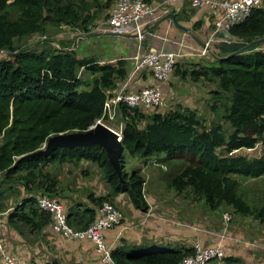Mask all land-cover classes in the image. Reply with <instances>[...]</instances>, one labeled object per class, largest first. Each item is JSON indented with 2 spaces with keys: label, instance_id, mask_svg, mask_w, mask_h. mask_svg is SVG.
<instances>
[{
  "label": "trees",
  "instance_id": "obj_1",
  "mask_svg": "<svg viewBox=\"0 0 264 264\" xmlns=\"http://www.w3.org/2000/svg\"><path fill=\"white\" fill-rule=\"evenodd\" d=\"M111 1L0 0V50L5 52H0V180L16 178L29 193L21 195L8 211L7 223L31 229L48 224L49 214L35 206V197L58 193L56 174L46 167L66 162L96 164L109 187L106 194L86 192L91 206L72 202L66 221L73 228L84 229L99 203L119 192H125L135 208L145 210L141 167L127 171L126 156L171 164L163 173V183L177 194L192 201L201 199L210 209L228 204L233 212L262 221L264 196L250 203L239 191L238 181L239 176L264 174V143L255 156L238 150L253 146L264 132V48L259 44L224 58L196 61L187 72L191 81L214 79L208 105L215 109L219 102L220 117L229 125L227 132L220 120L205 125L194 109L179 103L172 109L160 111L156 106L149 112L120 104L116 115L121 119L119 174L98 143L56 145L47 153H35L49 135L90 127L101 115L105 89L113 87L116 77L123 78L126 69L122 59L100 63L93 56L79 57L74 49L53 48L48 42L17 47L14 39L44 32L48 25L80 24L87 29L90 6L106 8ZM10 8L16 10L15 17H9ZM228 32L237 40L224 44L221 56L263 36L264 2L230 24ZM174 70L185 75L176 63ZM190 251L165 244L132 250L118 244L109 252L115 264H176Z\"/></svg>",
  "mask_w": 264,
  "mask_h": 264
},
{
  "label": "crops",
  "instance_id": "obj_2",
  "mask_svg": "<svg viewBox=\"0 0 264 264\" xmlns=\"http://www.w3.org/2000/svg\"><path fill=\"white\" fill-rule=\"evenodd\" d=\"M149 1L156 3L160 0ZM111 4L100 10V13L104 12L103 14L106 15ZM168 12L172 13L177 23L186 27V31L177 27L169 17L163 18ZM218 15L216 10L195 9L188 4V0H166L158 6L154 15L143 17L140 21L144 31L142 45L154 50L163 49L174 52L176 65L180 70L185 71V75L182 76L174 70L161 81L156 80L146 67L130 72L132 61L128 56L135 50L136 39L129 24L108 31L96 27L97 20L93 27H89L90 29L86 31L78 30L76 26L71 31L63 29L62 32H57L55 37L60 35L61 39H70L73 34L71 40L59 44L58 48L74 49L79 57L93 56L100 63H112L116 59H122L126 75L123 78L116 77L113 87L122 85L127 91H135L143 86L156 84L162 94V103L159 105L160 108L158 107L160 111L172 109L179 103V105L191 107L197 112L196 107L209 100L208 90L215 87L212 83L216 82L214 79L206 82L201 78L191 81L187 77V72L193 66L191 63H196V61L205 63L215 58L212 54L221 56L225 50L224 44L227 43L224 42V39L227 33L221 31L216 39L207 46L209 49L204 54L199 53L205 39L211 33L213 21ZM94 20L87 25L89 26ZM81 29L83 28L81 27ZM74 31L78 34H74ZM99 38H104L103 40L108 44L99 42ZM104 46L105 48H103ZM199 82L202 84L200 85ZM205 83L212 85L207 86ZM166 95L170 96L169 99L166 98ZM147 110V112L150 111ZM118 120L121 122V119ZM82 162L80 161V163ZM84 162L88 164L87 166L91 164L88 161ZM103 182V187L93 184L90 190L85 189L83 192L73 189H69L67 192L66 189H63L66 197V201L62 200L65 211L74 201L91 206L92 204L85 194L87 191H91L95 195L108 193L109 187L104 180ZM85 183L92 184L91 181H86L83 183L85 187L87 186ZM79 186L75 185V187ZM147 190L149 193V188ZM20 196L5 198L3 203L0 201V204L4 205V208L0 209V241L5 249L24 259L27 264H105L99 261L98 253L93 243L88 239L74 237L65 239L47 225L31 229L27 226L15 227L8 224L6 214L13 208ZM124 196H127L125 192L116 193L111 201L118 204ZM158 197L160 198V195L157 198H150L151 201L147 202L146 207L149 209L150 204L154 203L152 206L154 211L150 209L153 215L149 218L143 215V209L135 208L130 200L121 201L119 205H123L125 217L119 226L111 227L104 232L106 244L110 247L122 244L132 250L154 249L160 244L180 249L190 248L191 250L195 242L203 246L218 244L223 250L221 260L211 259L207 264H264V228L257 218L252 215L235 213L228 204H220L217 212L211 214L201 199L192 201L178 196L175 200L161 202L157 201ZM223 211L231 213V218L228 221L223 220L221 216ZM148 214L150 213L148 212ZM133 221L136 223L129 226L128 223L133 224ZM123 225L126 227L120 230Z\"/></svg>",
  "mask_w": 264,
  "mask_h": 264
},
{
  "label": "built area",
  "instance_id": "obj_3",
  "mask_svg": "<svg viewBox=\"0 0 264 264\" xmlns=\"http://www.w3.org/2000/svg\"><path fill=\"white\" fill-rule=\"evenodd\" d=\"M166 0H160L156 3L149 0H114L109 8V11L104 18L98 20L96 27H101L103 30L116 29L120 26L131 25L133 35L136 39L134 52L128 56L132 61L131 73L139 68L146 67L156 80H164L172 72L174 68L176 54L172 51L163 49H150L142 45L143 28L140 21L143 17L154 15L158 6L162 5ZM264 0H188V4L198 9L207 8L210 11L216 10L219 15L214 19L211 33L204 41L205 46H208L211 41L216 39V36L224 31L226 38L225 43L234 42L235 39L229 32L228 26L233 22L243 19L251 7L263 5ZM44 38V35H40ZM42 40V39H41ZM264 48V42L259 44ZM0 52H2L0 50ZM206 48L203 46L200 54H204ZM79 74V73H78ZM161 90L158 85L153 84L143 86L135 91H127L122 85L115 86L105 90V97L102 101L100 119L111 120L116 115L120 104L128 107H138L142 110L152 109L159 106L162 101ZM121 123H119L117 134L119 135ZM264 143V132L257 138L253 146L242 147L238 150H252L257 155L261 145ZM35 205L39 210L49 214L48 224L52 229L65 237L88 238L97 243L102 253V262L106 264H115L110 258V252L103 246L101 242L102 230L120 223L123 214L109 200H102L96 209V214L91 222L84 229H77L70 226L66 221V212L64 203L61 199L42 193L35 197ZM222 218L228 221L231 218L229 212H223ZM264 227V221H263ZM1 242V241H0ZM0 261L1 264H27L26 261L8 251H2L0 243ZM223 250L218 244L203 246L198 242L192 245L189 253L183 254L176 264H207L211 259L221 260ZM246 264V263H241Z\"/></svg>",
  "mask_w": 264,
  "mask_h": 264
},
{
  "label": "rangeland",
  "instance_id": "obj_4",
  "mask_svg": "<svg viewBox=\"0 0 264 264\" xmlns=\"http://www.w3.org/2000/svg\"><path fill=\"white\" fill-rule=\"evenodd\" d=\"M98 1H99V3H101L103 0H98ZM112 1H114V0H112ZM193 8L198 9L196 7H193ZM103 9L104 8H100L99 5H96V6H92L91 5L90 6L89 13H91L90 14L91 16L87 20L88 22L87 21L86 22L88 24L93 19H95V20L89 26L87 25V29H81L82 26H79L80 24H78L77 27L76 26L66 25V24H62L61 26L60 25L59 26L58 25L57 26L48 25L44 32L33 33V34H30V35H26V36H22V37L14 39V46L18 47V46H26V45H29V44H32V43L48 42V45L52 46L53 48H58L59 44H63L64 41L67 42V41L71 40L73 34L70 37V39H65V38L61 39L60 35H56L57 37H55V34L57 32H60V31L62 32L63 29H68V30L71 31L72 29H74V27H76L78 30H85L86 31V30H88V29L93 27V25L95 24V21L104 18V16H105V14H103L104 12L102 14L100 13V10H103ZM107 9L105 10V12L107 11ZM15 11H16L15 9L10 8L9 9V17H15V15H16ZM74 34H78V32L74 31ZM40 35H44V38H41ZM53 38H54V41H52ZM103 39L104 38H99L98 41L99 42H103L105 45H107L108 43L105 42V40H103ZM103 48H105V46ZM1 53H3V52H1ZM80 69H81V67L79 68V71H78L79 74H81L80 73ZM85 75H87V74H85ZM199 83H200V85L202 84V82H199ZM212 84L215 85V83H212ZM212 84H210V83L206 84L205 83V85H207V86H211ZM169 97L170 96L166 95L167 99H169ZM210 101H211V98H209L207 103L205 102L204 104H200V106L196 107L197 108V114L200 115L203 118V122L205 123V125H209V123H211L212 121L220 120L223 129L225 130V132H227L229 130V125H228V123L225 120H222L221 117H220V114H221V111H222V107L219 106V102H218L217 106L215 107V109H211L210 106L208 105V103ZM95 122L103 123V124L109 126L113 130L117 129L119 123H121V122H119L117 117H114L111 120L100 119V117H99V118H97L94 121V123ZM119 134H121V128L119 130ZM57 135H59V134H57ZM57 135H54V134L49 135L48 138H46V140L43 141V143L37 149H39V150L43 149L44 146L46 145V143L48 141L54 140ZM218 150H219V148L217 149V151ZM241 151L245 152L247 155L254 154V149H252V150L241 149ZM152 161L153 160L151 158L144 161L143 159H139L138 156H126V161H125V169L127 171H129L133 166L141 167L142 171H140V172H141V175L144 178V181L142 183V194H143L144 200H145V198L147 200V201L145 200L146 205L148 204L147 203L148 201H151L150 198H157V196H159V195H160V198L158 197L157 201H161V202H163V201L166 202V201H169V200H172V199L175 200L176 198H178V196H181L182 199H184V198L185 199H189L183 193L177 194L173 190L168 189L164 185V183H163V180H164L163 179V173L168 172V170L171 169V164H167L165 162L161 163L159 161H158L159 163H156V162H152ZM87 165L88 164L83 161L82 163H80L79 166L78 165H73V164H71L69 162H66V163H63V164H59L57 166H53V165L47 166L46 168L48 170L54 172L56 174L57 179H58V181H57L58 193H55L53 195H55V197H57V198H59V199H61L63 201H66V197L64 195L65 192L63 191V189H66L67 192H69L68 191L69 189H73V190H76L78 192H83L85 189H89L90 190V188L93 187V184L98 185V186L100 185V186L103 187L104 186V182H103V179L101 177V171L99 170L97 165L94 164V163L89 164L90 166H87ZM87 173H88V176L86 177ZM0 181H1L0 182V199H1L0 201H1V203H3V200L5 198H8V197H15L16 198L17 196H20V195L29 194L28 191L22 189L23 187L20 185L19 182H16V178L12 179V180H9V181H3V182H2V180H0ZM86 181H91V183H92L90 185L85 183L87 185L86 187H88V188H86L84 186V184H83ZM238 181L240 183L239 191L242 193V195L250 203L258 202L261 199V197L264 196V174H261V175H259L257 177H253V178L252 177L239 176L238 177ZM77 184L80 185V186L79 187H75V185H77ZM148 188H149V193H148V190H147ZM96 193H98V192H96ZM127 196H124L123 199H121L118 202V204L115 203V201L112 202L110 200V202H112L116 206V208L118 210H121L122 214L124 212L123 211L124 208H123V205H119V204L124 199L129 201L130 199H128L129 197H127ZM104 200H107V199H104ZM150 205H151V207H150L151 211H154L152 209V206L154 205V203H152ZM224 205H226V204H224ZM205 207L210 210L211 214L216 213L217 210H218V207H216L215 209H210L206 205H205ZM2 208H4V205L0 204V209H2ZM150 209L147 208V210H143L142 211V212H144L143 215L145 217L147 216L149 218V217H151L153 215L151 213ZM148 212L150 214H148ZM223 212H229V211H223ZM221 216H222V214H221ZM124 217L125 216L123 214V218H122L120 223H115V225H112V226L107 227V228L102 230L101 242H102L103 246L108 251H110V249L112 247H110V245L106 244L105 239H104V232L107 229L111 228V227L119 226L122 223ZM263 221H264V219L262 221H260L262 223V225H263ZM135 223H136V221H133V224L132 223H128V225L132 226ZM46 225L52 231H54L56 234H58L59 236L65 238V239H71L72 238V237L62 236L60 233H58L57 231L52 229L49 224H46ZM46 225H44V226H46ZM125 227L123 225V227H121L120 230L124 229ZM34 229H38V228H34ZM80 239H88V238H80ZM88 240H90V239H88ZM90 241L93 243L94 248H95V250L98 253L99 261L102 262L103 258H102V253H101L100 248L98 247L97 243H95L93 240H90ZM1 245H2V251H4V252L8 251L7 249H5V247H3L2 243H1ZM0 255H1V252H0ZM110 258H111V256H110ZM0 264H1V261H0Z\"/></svg>",
  "mask_w": 264,
  "mask_h": 264
},
{
  "label": "water",
  "instance_id": "obj_5",
  "mask_svg": "<svg viewBox=\"0 0 264 264\" xmlns=\"http://www.w3.org/2000/svg\"><path fill=\"white\" fill-rule=\"evenodd\" d=\"M169 17L172 22L181 29L186 31V27L177 23L171 12L166 13L163 18ZM264 42V35L261 37H257L254 39H250L238 48L228 52L225 55L218 56L212 54L216 59L224 58L232 54L240 53L249 47ZM203 46L208 50L209 48ZM3 55L5 52L2 53ZM59 134V135H57ZM54 135H57L54 140L48 141L43 149H37L35 153H47L56 145H73V144H89V143H98L104 149L105 153L108 157L109 162L114 167L117 174L120 173L119 165H118V156L121 153V143L119 135H115L112 133V129L100 122L93 123L90 127H88L84 131H68V132H58ZM48 138V137H47Z\"/></svg>",
  "mask_w": 264,
  "mask_h": 264
},
{
  "label": "bare ground",
  "instance_id": "obj_6",
  "mask_svg": "<svg viewBox=\"0 0 264 264\" xmlns=\"http://www.w3.org/2000/svg\"><path fill=\"white\" fill-rule=\"evenodd\" d=\"M112 133L117 135V131L112 129Z\"/></svg>",
  "mask_w": 264,
  "mask_h": 264
},
{
  "label": "clouds",
  "instance_id": "obj_7",
  "mask_svg": "<svg viewBox=\"0 0 264 264\" xmlns=\"http://www.w3.org/2000/svg\"><path fill=\"white\" fill-rule=\"evenodd\" d=\"M260 44V43H259ZM121 135V134H120Z\"/></svg>",
  "mask_w": 264,
  "mask_h": 264
}]
</instances>
